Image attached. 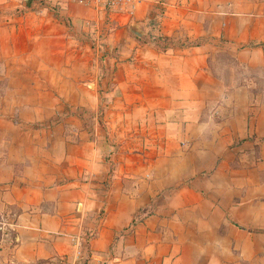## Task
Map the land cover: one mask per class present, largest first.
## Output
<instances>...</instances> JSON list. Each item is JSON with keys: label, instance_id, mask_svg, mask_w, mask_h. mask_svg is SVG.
Listing matches in <instances>:
<instances>
[{"label": "crops", "instance_id": "1", "mask_svg": "<svg viewBox=\"0 0 264 264\" xmlns=\"http://www.w3.org/2000/svg\"><path fill=\"white\" fill-rule=\"evenodd\" d=\"M259 70L264 0H0V264H264Z\"/></svg>", "mask_w": 264, "mask_h": 264}, {"label": "built area", "instance_id": "2", "mask_svg": "<svg viewBox=\"0 0 264 264\" xmlns=\"http://www.w3.org/2000/svg\"><path fill=\"white\" fill-rule=\"evenodd\" d=\"M41 2L45 0H40ZM67 4H74L93 9L105 15L130 14L134 6L141 0H61ZM57 264H78L76 262H63Z\"/></svg>", "mask_w": 264, "mask_h": 264}, {"label": "rangeland", "instance_id": "3", "mask_svg": "<svg viewBox=\"0 0 264 264\" xmlns=\"http://www.w3.org/2000/svg\"><path fill=\"white\" fill-rule=\"evenodd\" d=\"M218 60H219V62L216 63V65H215L216 70H221L222 66L224 64H227V65L231 64L230 59L225 54H221L218 57ZM219 74L223 75L221 72ZM240 74L244 75V81L246 83L253 85L252 93L254 95H258L259 101L264 103V71L263 70H259V71H255V72H253V71H245L244 72L243 71ZM223 76H226L225 72H224ZM254 84H255V86H254ZM214 115L219 116V112H218V114L215 113ZM1 238L3 239V243L1 244L3 250H5V252L9 251L8 250L10 247L9 242H11V239H12V231H5V234L3 236H1V232H0V239Z\"/></svg>", "mask_w": 264, "mask_h": 264}, {"label": "trees", "instance_id": "4", "mask_svg": "<svg viewBox=\"0 0 264 264\" xmlns=\"http://www.w3.org/2000/svg\"><path fill=\"white\" fill-rule=\"evenodd\" d=\"M163 41H167V39L165 38V39H163Z\"/></svg>", "mask_w": 264, "mask_h": 264}]
</instances>
